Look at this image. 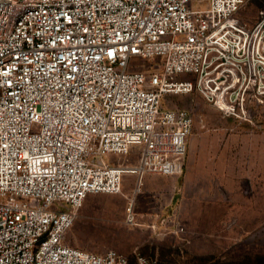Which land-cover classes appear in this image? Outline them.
Here are the masks:
<instances>
[{"label": "built area", "instance_id": "1", "mask_svg": "<svg viewBox=\"0 0 264 264\" xmlns=\"http://www.w3.org/2000/svg\"><path fill=\"white\" fill-rule=\"evenodd\" d=\"M251 1L0 0V264H130L67 235L87 197L121 194L126 174L183 173L194 118L166 95L197 92L254 123L264 10L243 21ZM135 199L128 224H140Z\"/></svg>", "mask_w": 264, "mask_h": 264}, {"label": "rangeland", "instance_id": "2", "mask_svg": "<svg viewBox=\"0 0 264 264\" xmlns=\"http://www.w3.org/2000/svg\"><path fill=\"white\" fill-rule=\"evenodd\" d=\"M262 10L264 0H253L239 16L243 21L254 23L258 21ZM151 64L144 63L136 69H149ZM163 106L187 109L191 113L194 126L190 139L215 134L252 137L255 150L245 152L244 145L237 144L238 153L235 156L242 160L247 157L250 169L255 170L254 182L264 184L263 175L259 172L264 165V103L254 106V123H240L224 117L197 92L168 94ZM137 162L135 156L129 159L130 164ZM187 194L191 203L199 202L198 191ZM237 195L235 200L221 204L229 206L221 217L246 215L252 217L248 223L201 225L198 212L197 215L192 213L188 217V233L185 229L184 237L170 236L161 242L158 237L164 235V229H153L146 224L142 226L140 221V224L126 222L130 201L121 194H92L80 209L79 217L67 235V242L100 254L110 250L118 251L128 256L130 264H138L139 255L154 257L159 264H264V192L261 190ZM180 214L177 218L182 224V212Z\"/></svg>", "mask_w": 264, "mask_h": 264}, {"label": "crops", "instance_id": "3", "mask_svg": "<svg viewBox=\"0 0 264 264\" xmlns=\"http://www.w3.org/2000/svg\"><path fill=\"white\" fill-rule=\"evenodd\" d=\"M237 144H243L245 152L255 150L253 139L248 135L215 134L189 138L183 175L145 174L140 179L137 174H126L121 196L127 201L135 196L139 221L142 226L146 224L154 229H163L159 216L176 218L181 212V222L187 233L188 217L197 212L201 225L248 223L252 217L246 215L221 217L229 209L228 205L221 204L238 198L237 193L264 192V184L254 182L255 170L250 169L249 159L235 156ZM259 172L264 178V165ZM191 191L199 192L198 203L188 199L187 192ZM170 236L176 238L175 235L160 234L158 239L162 242Z\"/></svg>", "mask_w": 264, "mask_h": 264}]
</instances>
